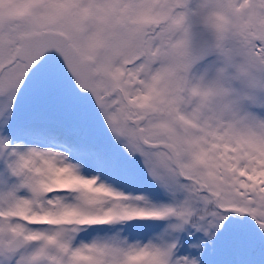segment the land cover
<instances>
[{"label": "snow or ice", "instance_id": "1", "mask_svg": "<svg viewBox=\"0 0 264 264\" xmlns=\"http://www.w3.org/2000/svg\"><path fill=\"white\" fill-rule=\"evenodd\" d=\"M0 264H264V0H0Z\"/></svg>", "mask_w": 264, "mask_h": 264}]
</instances>
